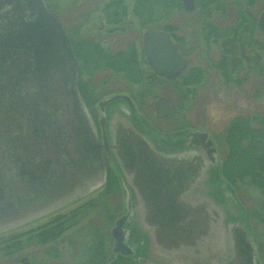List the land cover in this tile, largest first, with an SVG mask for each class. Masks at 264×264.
<instances>
[{"label": "water", "instance_id": "95a60500", "mask_svg": "<svg viewBox=\"0 0 264 264\" xmlns=\"http://www.w3.org/2000/svg\"><path fill=\"white\" fill-rule=\"evenodd\" d=\"M181 4L186 11L196 7L195 0ZM257 27L264 32V11ZM143 48L154 72L167 79L186 67V57L165 31L146 30ZM155 106L158 118L169 115L166 97H159ZM120 135L125 141L119 156L123 167L136 173L137 187L140 181H177L178 190L200 172V162L189 158L150 162L152 148L138 132L124 128ZM190 135L208 137L203 131ZM103 175L100 144L78 90L77 60L61 19L47 0H0V233L88 194ZM209 204H183L190 217L168 203L156 207L154 217H148L154 238L164 245L189 246L197 233L209 230ZM125 219H117L111 232L114 251L122 254L130 251L123 243ZM245 237L241 230L242 254L231 264H251L253 247Z\"/></svg>", "mask_w": 264, "mask_h": 264}, {"label": "rangeland", "instance_id": "374dc122", "mask_svg": "<svg viewBox=\"0 0 264 264\" xmlns=\"http://www.w3.org/2000/svg\"><path fill=\"white\" fill-rule=\"evenodd\" d=\"M50 3L57 6L59 16L69 30L79 29L80 34L75 37H86L108 51L116 52L130 44L139 49L142 31L149 26L158 29L170 27L169 32H172L175 38L181 39L182 49L188 57V66L183 74L188 73L190 68L198 67L201 73V79L198 82L185 87L178 79L177 83L167 82L165 86H156L151 94L141 100L142 103L139 99H134L135 106L138 107L135 110L130 109L123 101L113 106L124 116L131 117L133 121L138 120L139 127L157 141L161 143L168 141L166 144H169L176 140L178 137L170 129H173L172 127L179 120L187 125L183 132L189 127L204 129L216 139L234 116L264 114V33H261L256 25L249 30L248 22L238 21L240 13H246L256 23L258 15L264 10V0H211V3L206 5L204 13L200 8L185 11L179 0L169 3L166 0H153V2L152 0L143 2L138 0H50ZM113 10L117 16V22L110 24L104 16L105 12ZM147 16L151 23H145V27H142L141 21L146 20ZM205 20L219 32L236 29L235 34L240 33V35L228 37L230 45L227 46L229 52L227 57L230 72L226 81L217 68L221 56V41H213L212 38L210 41H205L202 38L203 32L207 31L204 30L203 21ZM102 22L104 26L101 29ZM238 25L241 26L238 28ZM109 27L114 30L108 31ZM91 47L94 48V45ZM94 60H97L96 56ZM92 78L96 87L99 88L96 99L107 95L110 90H126L122 84L127 86V83L122 82V78L106 69L94 72ZM101 83L103 87H100ZM186 88L188 92L184 91ZM137 89L143 90L142 87ZM180 90L185 92L184 96ZM158 95L166 96L172 105L170 116L162 121H156L152 113V103ZM139 104L142 105L139 106ZM93 110L96 111L94 107ZM151 124L161 127L166 133L155 132ZM216 143H218L217 140ZM218 148L220 162L217 167L219 168L222 162V149L219 145ZM218 178L219 189L223 192V197H227V201L206 206L207 210L213 207L218 211V216L214 217L218 221L217 223H213L212 220L208 222L210 237H205L196 244L206 246L215 236H218L217 231L223 228V224H234L227 217L231 212L236 214L250 239L254 241L252 246H255L254 257L261 256L260 261L264 262V225L253 217L254 209L261 207L259 206V190L245 185V182H237L239 183L237 188V184L230 185L221 176ZM117 180L123 190L125 182L121 179ZM210 191H212L211 188ZM123 192L125 193V190ZM202 192L205 193V191ZM113 193L115 190L112 191ZM123 196L125 198V195ZM125 200L119 209H111L94 191L82 200L59 209L56 212L57 215L73 217V224L55 241L45 245L32 235L39 225L52 217H44L32 223L27 222L0 233V264H21L20 259L24 256L28 257L31 264H81L93 254L95 246H105L104 251L100 253V256L105 255V261L113 255L111 251L113 238L110 230L119 215L127 210L128 205L125 204ZM92 202L96 203L95 207L91 205ZM76 206H78L76 209L69 212ZM124 228L130 229L128 221L124 223ZM11 236L18 238L16 241L20 242V246L15 247L13 253L6 254L3 246L5 242L10 241ZM133 236L132 232L130 234L128 232L126 242L137 252V240L133 239ZM101 239H103L102 243ZM221 255L216 253L212 257L214 264L222 262ZM100 261L97 264H103V260L100 259Z\"/></svg>", "mask_w": 264, "mask_h": 264}, {"label": "flooded vegetation", "instance_id": "af4514ba", "mask_svg": "<svg viewBox=\"0 0 264 264\" xmlns=\"http://www.w3.org/2000/svg\"><path fill=\"white\" fill-rule=\"evenodd\" d=\"M48 1L50 7L58 14L57 6L51 4L50 0ZM104 19L110 24L117 22V16L114 12H105ZM141 22H143L142 27H145V23H151L149 21V16L146 17V20H143ZM63 25L66 29L70 44L73 49V53L77 60L78 89L87 110V114L91 120L94 134L96 136V139L98 140V143L100 144V149L102 152L104 175L91 189V191H95L97 196H101V199H103V201H105L111 209H119V207L123 205L126 198L125 204L128 205V208L123 214L119 215V217H126L124 223L128 221L130 229L127 230L126 228H124L123 223V242L128 247H130V245L126 242V236L128 232L129 234L132 232L134 235L133 239L137 240V252L132 249V247H130V251L128 254H122L119 251H114L115 240L113 239V246L111 249L113 255H110L109 258H107L105 261V255H101L100 259L103 260L102 263L214 264L212 257H214L216 253H218L222 254L221 256L223 257L220 264H231L233 260H236L238 255L242 254L243 249H241L239 245L241 230L246 233V240L250 242L252 246L254 245V241L250 239L247 230L244 228L241 222H239L236 214L231 212L228 213L229 216L227 215V217H229V219L232 220L234 224H223V228L217 231L218 236H215L212 241L209 240L210 242L208 243L206 241V246H199L196 244V242H201L205 239V237H210V233L207 230L203 233H197V235L195 236V240H193V243H191L189 246L180 244L178 242L173 245H164L154 238V226L152 222L148 220V217H154V211L157 209L156 207H161L162 204L166 203H168L172 207L178 206L181 212H187L184 216L190 217V214L188 212L190 208L188 206H186L185 208L183 207L184 209L181 208L183 204L202 206L203 203H205V200H209L212 205H214L215 202L217 204H222L223 202L227 201V197H223V192L216 187V184L214 183L212 178L213 172L220 162L219 148L218 144L216 143V139L211 136L209 132L207 138H201L200 136L193 137L192 135H190L191 132H194L196 130L206 131L204 129H191L189 127L185 132H183L185 129L184 127L187 125L181 123V121L179 120V122L172 127L173 129H170V131H173V133L176 134L178 138L174 141H171V143L169 144H166L168 143V141L161 143L151 135L147 134L146 131L142 130L139 127L138 120L133 121L131 117L124 116L116 107H113L120 101H123L125 104H127L128 107H130V109L135 110L138 107L136 108L134 99H139L140 103H142L141 100L151 94L154 87L165 86L167 82L177 83V80L180 79L181 76L191 72L192 70L190 71V68L188 73L183 74L188 66V57L186 55H183L184 52L182 51L183 49L181 41L174 37V40L177 43L178 50L182 53V56L186 57L187 59L186 67L177 77L173 79H167L164 76L154 72L147 56L144 53L143 48V36L146 30L153 29L167 31L165 28L158 29L151 28V26H149L148 28H144L142 31L139 49L137 46L135 47V45L130 44L125 49L112 52L110 50H106L103 46L101 47L96 42L92 43V41L86 37H75V35L77 36L80 34L79 29L75 28L74 30H69L64 22ZM102 26H104L103 22L101 23V29L103 28ZM111 30L114 29L109 27L108 31ZM169 33L171 36H173L172 32ZM91 45H94V48H92ZM93 55L96 56L97 60H94ZM102 61L103 63H101ZM104 69L122 78V82L127 83V86L125 84H122L125 86L126 90H110L111 92H107V95L96 99V92L99 90V88L96 87L92 75L94 72H100ZM136 78L137 81H135ZM102 84L103 83H101L100 87H103ZM140 87L143 88L142 91H138L137 88ZM162 96L164 95H158L152 103V113L156 121L167 119L158 118L156 116L155 104L157 99ZM112 97H115V99L107 102ZM141 105L142 104H139V106ZM170 106L172 112L171 102ZM93 107L96 111L93 110ZM151 127L155 130V132H160L163 134L166 133V131H163L161 127H156L155 125H152ZM124 128H132L135 132H138V134H140L151 146L154 156L151 157L150 162H153L155 164L158 162L160 163L161 157H165L167 158V160H169V162L174 163H176L177 159L179 160L183 157L186 159L189 158L193 162H200L201 167L199 169L200 172L198 176H192L191 178L193 179V182L184 185V187L179 188L178 190L177 188H175L178 186L177 181H173V183H157V181H154L151 183H147V185L143 184L146 182L140 181V188L137 187L136 184L138 185V183H136V173L132 172L131 170H126L123 167L121 158L119 156V151L123 145V141H125V136L120 135ZM209 139L212 141V143H210ZM202 168H204V170H202ZM201 172L203 174H201ZM108 173H112L116 180L121 179L125 182V186L123 188V190H125V193L120 188V182L117 180L116 183H112L110 185V187L113 186L115 188V193L112 194V192H110L108 196H105L107 195L106 192L110 189V183H108L107 181ZM209 187L212 191H210ZM202 191H205V193H203ZM123 195H125V198ZM82 199L83 198H81V200ZM78 201H80V199ZM78 201L72 202L68 206ZM78 206L73 207L69 210V212L76 209ZM213 210L215 209L212 208L207 210L208 218L209 221L212 220L213 223H217L218 220L217 218H214L215 216ZM57 214H50L48 216H43V218L54 217ZM199 216L194 215V217ZM38 220L39 219L35 221ZM112 228L110 230V233L112 232ZM260 255H262L261 251ZM260 259L261 256L254 257L253 252L251 264H264V262L260 261ZM86 261L81 264H87ZM20 262L21 264H31V262L28 260V257L26 256L22 257L20 259ZM100 262L101 261H97V263Z\"/></svg>", "mask_w": 264, "mask_h": 264}, {"label": "trees", "instance_id": "16d2710c", "mask_svg": "<svg viewBox=\"0 0 264 264\" xmlns=\"http://www.w3.org/2000/svg\"><path fill=\"white\" fill-rule=\"evenodd\" d=\"M138 1L143 2L145 0ZM166 1L169 3L173 0ZM209 1L210 2L197 0V7L203 9L204 13L206 12V5L211 3V0ZM110 12L115 11L113 10ZM239 20L248 22L249 30L252 28V26L255 27L254 19L250 18L246 13H240L238 21ZM203 22L204 30H207L208 32L204 31L202 38L205 39V41H210L211 38L213 41H221V56L217 64V68L226 81L229 78L230 72L228 67L229 61L227 57L229 54L227 46L230 45L228 37L230 35L237 36L238 33L235 34L236 29H229L219 32L215 27H211L207 20ZM240 26L241 25H238L237 27L239 28ZM165 29L167 31L171 30L170 27H166ZM238 35H240V33ZM177 39L181 41L180 38ZM190 71L191 72L188 74L180 77L182 86L187 87L188 85L198 82L201 79L200 69L191 68ZM135 81H137V78ZM182 91L183 90H180V93ZM184 91L188 92L189 90L186 88ZM181 94L184 96L185 92H182ZM216 140L218 142L217 144L222 149L221 166L214 170L212 176L216 187H220L218 176H221L230 185L235 186L237 184V188L239 185L237 182H245V185L258 189L260 195L259 206L261 207L254 209L253 217L257 218L264 225V114L254 116H234L229 120L220 136H216ZM107 176V181L110 183V189L106 192L107 195L105 196H108L110 192L115 190V188L113 186L110 187V185L117 182L112 173H108ZM93 202L91 205L95 207L96 203ZM260 217H262L261 220ZM72 219L73 217H65L64 214L58 216L56 215L49 219V221L39 225L37 231L33 233L32 237H36L37 240L44 245L48 244L49 242H53L73 224ZM16 238V236H11L9 238L10 241L5 242L3 247L6 249V254L13 253L15 250L14 248L20 246V242L16 241L18 240V238ZM102 242L103 239H101V243ZM104 249L105 246L93 247V254L87 258L86 263L95 264L97 261H100V253H102Z\"/></svg>", "mask_w": 264, "mask_h": 264}]
</instances>
